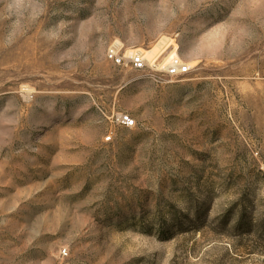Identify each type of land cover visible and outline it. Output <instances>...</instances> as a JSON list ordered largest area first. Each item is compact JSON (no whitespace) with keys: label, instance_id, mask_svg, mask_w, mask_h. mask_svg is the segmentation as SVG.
Masks as SVG:
<instances>
[{"label":"rangeland","instance_id":"1","mask_svg":"<svg viewBox=\"0 0 264 264\" xmlns=\"http://www.w3.org/2000/svg\"><path fill=\"white\" fill-rule=\"evenodd\" d=\"M0 264H264V0H0Z\"/></svg>","mask_w":264,"mask_h":264},{"label":"built area","instance_id":"2","mask_svg":"<svg viewBox=\"0 0 264 264\" xmlns=\"http://www.w3.org/2000/svg\"><path fill=\"white\" fill-rule=\"evenodd\" d=\"M144 52L141 49H126L120 43L113 42L106 49L105 60L118 69L140 73L142 77L155 83L172 82L190 72L187 63L176 56L161 62L157 57L152 60L147 59ZM114 120L123 128L134 126V121L128 115L118 114ZM110 139V135H107L104 141L108 142ZM63 254H66L65 251Z\"/></svg>","mask_w":264,"mask_h":264},{"label":"bare ground","instance_id":"3","mask_svg":"<svg viewBox=\"0 0 264 264\" xmlns=\"http://www.w3.org/2000/svg\"><path fill=\"white\" fill-rule=\"evenodd\" d=\"M160 50H161V45L158 44L151 51H145L144 53H145V56H146L147 59L152 60V59H155L157 57V54L159 53ZM174 56H176L175 51H173L171 53V55L168 57V59L170 57H174Z\"/></svg>","mask_w":264,"mask_h":264}]
</instances>
